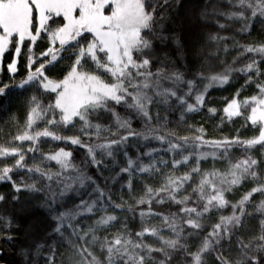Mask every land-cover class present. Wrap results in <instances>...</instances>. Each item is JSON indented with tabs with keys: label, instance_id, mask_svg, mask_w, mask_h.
Instances as JSON below:
<instances>
[{
	"label": "trees",
	"instance_id": "1",
	"mask_svg": "<svg viewBox=\"0 0 264 264\" xmlns=\"http://www.w3.org/2000/svg\"><path fill=\"white\" fill-rule=\"evenodd\" d=\"M139 1L148 21L116 66L88 30L56 42L63 18L40 25L34 8V38L3 52L0 262L264 264V139L251 118L264 0ZM187 8L196 33L178 25ZM71 72L116 97L66 120L45 84ZM61 151L65 166L50 159Z\"/></svg>",
	"mask_w": 264,
	"mask_h": 264
},
{
	"label": "rangeland",
	"instance_id": "2",
	"mask_svg": "<svg viewBox=\"0 0 264 264\" xmlns=\"http://www.w3.org/2000/svg\"><path fill=\"white\" fill-rule=\"evenodd\" d=\"M110 1L113 2V9L110 11L106 7L108 0L0 1V62L12 36H16L19 43L23 39L34 38L30 32L33 8L37 12L40 25L45 24L50 14L63 18L64 25L55 37L59 44L66 43L78 33L88 30L107 52L113 65L116 66L124 58L129 59L131 51L139 43L140 31L146 25L149 16L139 0ZM185 15L184 13L183 16ZM178 22L179 27L187 25L192 32H197L190 8H187L186 19ZM45 86L52 90L60 89L57 106L68 121L84 110V107L94 105L102 99L115 98L117 95L114 86L104 84L92 75L78 72H71L60 82L47 81ZM251 118L260 123L261 132L258 140H263L264 96L254 105ZM50 159L52 163L65 166L69 158L61 151L51 155ZM39 230L40 226L34 222L26 231L29 234Z\"/></svg>",
	"mask_w": 264,
	"mask_h": 264
},
{
	"label": "water",
	"instance_id": "3",
	"mask_svg": "<svg viewBox=\"0 0 264 264\" xmlns=\"http://www.w3.org/2000/svg\"><path fill=\"white\" fill-rule=\"evenodd\" d=\"M0 264H4V263L0 262Z\"/></svg>",
	"mask_w": 264,
	"mask_h": 264
}]
</instances>
